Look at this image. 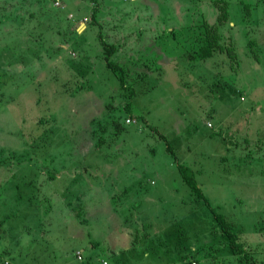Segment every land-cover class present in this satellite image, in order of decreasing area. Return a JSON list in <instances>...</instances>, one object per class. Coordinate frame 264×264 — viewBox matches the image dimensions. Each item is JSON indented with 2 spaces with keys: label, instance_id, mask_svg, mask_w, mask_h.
I'll use <instances>...</instances> for the list:
<instances>
[{
  "label": "rangeland",
  "instance_id": "rangeland-1",
  "mask_svg": "<svg viewBox=\"0 0 264 264\" xmlns=\"http://www.w3.org/2000/svg\"><path fill=\"white\" fill-rule=\"evenodd\" d=\"M97 1L0 0V264H264V0Z\"/></svg>",
  "mask_w": 264,
  "mask_h": 264
},
{
  "label": "trees",
  "instance_id": "trees-1",
  "mask_svg": "<svg viewBox=\"0 0 264 264\" xmlns=\"http://www.w3.org/2000/svg\"><path fill=\"white\" fill-rule=\"evenodd\" d=\"M91 1H93L95 3L98 2L97 0H91ZM95 13H96V10L94 11L93 18H96ZM205 26L206 25L204 23H202V26L197 25L194 27V29H192L191 27H186V31H187L186 33L194 35L193 32H196V30H198V31H202V33H204V38H207V35H209L211 33L209 32V34H208V32L205 29ZM201 36H202L201 34H198L196 39L198 37H201ZM99 37H100V41H101L103 48H104V53H105L104 59L106 61L107 67L109 69H111L112 71H114L115 73L119 74V82L122 86H124L125 85V68L122 64H120V63H118L112 59V56L116 53L118 47L114 44H111V43H108L107 41H105L104 38H102V36H99ZM201 40H204V39H201ZM187 44H188V41H187ZM211 46L205 45V46H200L197 49H194L193 50L194 52L189 56L190 59H192V60H195V59L204 60V59H207V58L213 56V54L215 53L214 51L217 48L218 49H220V48H219V46L214 47L213 44ZM167 149L169 150V152L171 154H173V150L170 147V145H167ZM179 169H180V172L182 173V175L185 177L187 183L190 186L197 188V183L193 177V173H192L191 169L188 168L187 166L181 165V164H179ZM199 195H202V194L199 193ZM204 199L207 200L205 197H204ZM206 204L210 208L215 219H217V221L220 223L223 233L228 236L230 246H231L233 253L236 255L244 254L245 250L243 248H241V246L237 242L236 235L231 230L230 223L227 221L226 217L221 212H218L213 207H211L210 204L208 203V201L206 202Z\"/></svg>",
  "mask_w": 264,
  "mask_h": 264
},
{
  "label": "crops",
  "instance_id": "crops-1",
  "mask_svg": "<svg viewBox=\"0 0 264 264\" xmlns=\"http://www.w3.org/2000/svg\"><path fill=\"white\" fill-rule=\"evenodd\" d=\"M187 1V0H186ZM259 154H261V153H259ZM125 236H127L126 234H125ZM126 242H129V241H124V243L120 240V239H118V238H115L114 240H110V247H111V249L112 250H114V252L115 253H118V251L123 247V249H124V245H125V243ZM116 259H118V258H116Z\"/></svg>",
  "mask_w": 264,
  "mask_h": 264
},
{
  "label": "built area",
  "instance_id": "built-area-1",
  "mask_svg": "<svg viewBox=\"0 0 264 264\" xmlns=\"http://www.w3.org/2000/svg\"><path fill=\"white\" fill-rule=\"evenodd\" d=\"M87 20V18H85V21ZM129 121V120H128ZM104 264H107V262L105 261Z\"/></svg>",
  "mask_w": 264,
  "mask_h": 264
}]
</instances>
